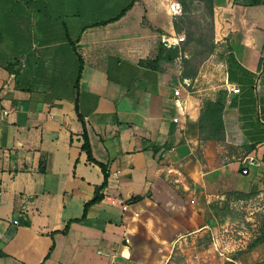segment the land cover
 <instances>
[{
  "label": "crops",
  "instance_id": "crops-1",
  "mask_svg": "<svg viewBox=\"0 0 264 264\" xmlns=\"http://www.w3.org/2000/svg\"><path fill=\"white\" fill-rule=\"evenodd\" d=\"M173 1L0 0V264H100V247L108 264H177L187 242L198 252L186 264H264V242L229 262L213 242L232 220L224 204L264 199V174L241 162L264 160V0H214L210 57L231 49L218 60L240 89L228 92L224 144L201 141L199 116L225 83L198 95L190 80L179 113L178 61L141 64L163 35L186 33ZM85 137L110 177L79 221L104 182Z\"/></svg>",
  "mask_w": 264,
  "mask_h": 264
},
{
  "label": "trees",
  "instance_id": "trees-1",
  "mask_svg": "<svg viewBox=\"0 0 264 264\" xmlns=\"http://www.w3.org/2000/svg\"><path fill=\"white\" fill-rule=\"evenodd\" d=\"M182 6H183V19L178 23H175V28L177 32H180L181 26L186 27L187 31L185 33L186 35V41L183 43L182 47L176 48V49H168L166 47H162L160 49L159 54L157 58L153 61H147L142 62V65H146L154 70L161 69L160 64L163 63H175L178 60H181V80H192L194 81L198 76L199 71V65L192 66V60L194 56L197 55H212L216 52V45L214 44H206V38H204L203 34L197 35L196 31L192 30L193 25L195 24V21L192 17V10H198L202 7V4L205 7L206 13L209 16L210 22L208 23L210 30H211V37L210 39H213L214 36V0H180ZM257 5H262L264 2L256 3ZM198 43L205 45V48L202 52H193L191 55V58L185 57V53L188 51V48L191 47L193 43ZM231 51L230 48L227 50L221 51L217 53V57L221 61L228 62L229 55H227V52ZM264 70V65L262 66ZM228 74H230L228 72ZM228 100V91L227 90H221L218 92L215 99L207 98L202 101L201 104V110H200V116H199V132H200V139L201 141H213L217 142L219 144H224L226 141V130H225V123H224V111L227 105ZM83 151L87 154L88 160L93 163H97L103 172L104 175V182L103 184L97 189L95 199L85 206L84 214L79 221L85 220L87 217V212L89 210V207L92 205H95L102 201L103 196L100 194L103 190H105L108 187V181H109V171L107 169V166L98 163L92 154L90 143L87 137H85L84 144L82 146ZM255 147L250 146L246 147L247 153L253 152ZM254 195H248V198L253 197ZM143 200V197L137 196L133 197L128 201V203H137ZM213 210L216 214L218 211V207H213ZM222 210L226 212L227 216H230L233 218V213L231 209H229V206L224 204ZM221 211V210H220ZM218 217V216H217ZM69 231V226L63 231V234H67ZM264 242V220L261 224V227L259 229V235L256 237L255 240H253L249 247L250 249L258 246L259 244H262ZM229 262V261H228ZM233 262V261H232Z\"/></svg>",
  "mask_w": 264,
  "mask_h": 264
},
{
  "label": "rangeland",
  "instance_id": "rangeland-1",
  "mask_svg": "<svg viewBox=\"0 0 264 264\" xmlns=\"http://www.w3.org/2000/svg\"><path fill=\"white\" fill-rule=\"evenodd\" d=\"M195 24L192 27V30L196 31L197 35L203 34L204 38H206V44H209L210 37H211V30L208 25L210 22L209 16L207 15L206 11L204 13L200 12L195 14ZM205 48V45L193 43L191 47L188 48V51L185 53L187 58H191V55L193 52H202ZM192 66L199 65V71H198V82L196 85V90H206L205 92L202 91L198 95H204L205 93H210L213 91L212 89L217 87L218 85H222L225 83V79H227L226 69L225 67H222L220 65V61L218 60L217 55L214 57H210V55H197L191 58ZM181 60H178L177 62V73L174 72V75H176V78L180 79L181 81ZM202 74V75H201ZM201 75V76H200ZM178 83V82H177ZM176 85L178 86V84ZM205 97H207L205 95ZM257 159V161L261 162L263 168L257 169L259 167H252L251 170L253 172L261 171V173L264 174V160L262 159L261 154H255L254 155ZM235 170L238 169L237 166L234 167ZM259 198L254 201L255 207L253 210H256L257 212L250 216L251 211L248 209H239V210H233V218L229 223L227 224L228 233L226 234L227 237V245L230 246L232 249L235 245L243 244L242 242H246L247 246L253 241V236L259 231V227L262 224L264 220V211L259 210L264 205V199ZM253 200V199H252ZM253 225H256L257 227H254ZM258 229V231H257ZM257 231V232H256ZM246 232L249 234L247 235ZM239 233L242 235L239 236ZM249 239V240H248ZM242 241V242H241ZM205 244V243H204ZM194 247H196V244L193 242H187L184 245V251H181L177 248L173 249L172 257L173 260L177 261V264H186V259H192L195 261L194 252H198ZM236 249V248H235ZM239 249H242L241 247ZM237 248V251H239ZM100 252L98 255L95 256V258L98 259L100 264H108L110 259L108 257V252L104 250V248H99ZM172 251V250H171ZM183 254H189L187 256L183 257ZM231 254H229L230 256ZM172 260V261H173Z\"/></svg>",
  "mask_w": 264,
  "mask_h": 264
},
{
  "label": "built area",
  "instance_id": "built-area-1",
  "mask_svg": "<svg viewBox=\"0 0 264 264\" xmlns=\"http://www.w3.org/2000/svg\"><path fill=\"white\" fill-rule=\"evenodd\" d=\"M169 13L173 18H178V17L182 16L183 15L182 4L179 1L170 2ZM185 41H186V35L185 34H169V35H163L161 37L162 45L168 49H176V48L180 49ZM185 57H187V56L185 55ZM190 84H191L190 80H185L184 85L179 86L174 90L175 106H176V109L179 111V113L185 112L186 107L184 105L183 95H184V90L188 89V87H190ZM225 84H226V89L228 92L233 93V94H239L240 93V89L237 88L236 86L229 84L228 81H225ZM173 122L175 124H179L180 119L178 117H176L173 119ZM262 123L264 124V122H262ZM241 162H242V166H243V170H242L243 175H248L250 172V169L252 167H261L262 166L261 162L257 161V159L253 156H248V157L244 158ZM254 201L255 200H249V201L232 200L230 202V208L232 210H234V209L235 210L248 209L249 211H251L250 216H252L257 212L256 210H253L255 207H252V206H254ZM121 206H122V209L124 212H128L130 210V206L126 203H121ZM259 210L264 211V206L259 208ZM138 217H139V214L134 213L133 219H137ZM228 232L229 231H228L227 227L222 228L221 233L218 234V236L216 238H214L213 242H214L215 250L220 253V256L226 258L227 261H230L229 254L232 255L233 253L238 252L237 248L238 249L240 247L242 248V244L235 245L231 249L230 246L227 245L226 234ZM246 234L248 235L249 233L246 232ZM241 235L242 234L239 233V236H241ZM240 250L241 249H239V251Z\"/></svg>",
  "mask_w": 264,
  "mask_h": 264
}]
</instances>
